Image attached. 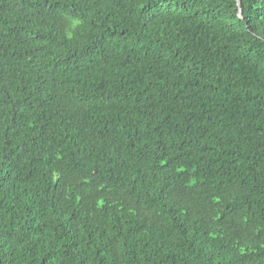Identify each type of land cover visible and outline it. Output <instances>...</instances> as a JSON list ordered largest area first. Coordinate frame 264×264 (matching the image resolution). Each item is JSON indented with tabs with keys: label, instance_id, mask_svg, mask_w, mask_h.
<instances>
[{
	"label": "trees",
	"instance_id": "16d2710c",
	"mask_svg": "<svg viewBox=\"0 0 264 264\" xmlns=\"http://www.w3.org/2000/svg\"><path fill=\"white\" fill-rule=\"evenodd\" d=\"M0 264H264V0H0Z\"/></svg>",
	"mask_w": 264,
	"mask_h": 264
}]
</instances>
